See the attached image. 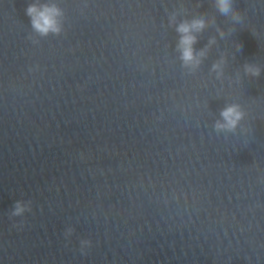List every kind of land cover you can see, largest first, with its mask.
I'll return each instance as SVG.
<instances>
[{"label": "clouds", "instance_id": "9594fccd", "mask_svg": "<svg viewBox=\"0 0 264 264\" xmlns=\"http://www.w3.org/2000/svg\"><path fill=\"white\" fill-rule=\"evenodd\" d=\"M215 6L218 12L224 16L231 15L232 19L236 22H240L243 16L239 10L233 5V0H215ZM25 14L30 18V26L32 32L38 37L44 38L50 35L59 36L64 31L65 12L55 2L41 3L40 0H35L34 3L28 4ZM170 23H175V17H170ZM207 26L206 21L202 18H196L190 22L185 20L176 27V31L181 34L178 49L181 52V60L184 66L198 67L201 60L198 57L204 55L203 50L199 54L194 52L193 45L197 42V37L193 33L201 32ZM28 39L32 43H39L38 40H34L31 35ZM214 40H210L209 43H214ZM242 47V45H238ZM38 68V66H37ZM219 68V64H214L213 69ZM36 69H29V71H35ZM245 71L253 77H259L261 75L260 69L254 65L246 64ZM220 119L216 120L213 128L217 134L219 133H234L240 122L245 118V112L242 110L239 104H228L220 110ZM31 211V201H16L11 217L22 216L25 212ZM74 229L69 227L66 230L65 235L70 236ZM91 241H81V251L84 248L90 246Z\"/></svg>", "mask_w": 264, "mask_h": 264}]
</instances>
